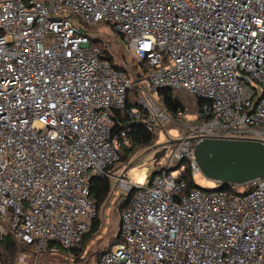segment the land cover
<instances>
[{"label":"built area","instance_id":"built-area-1","mask_svg":"<svg viewBox=\"0 0 264 264\" xmlns=\"http://www.w3.org/2000/svg\"><path fill=\"white\" fill-rule=\"evenodd\" d=\"M104 24L138 61L134 102ZM163 88L197 110L171 114L152 94ZM115 111L155 135L190 117L148 184L117 167L129 137ZM203 139L264 143V0H0V238L20 245L16 264L76 261L103 176L133 195L98 264H264V176L191 187Z\"/></svg>","mask_w":264,"mask_h":264},{"label":"rangeland","instance_id":"rangeland-1","mask_svg":"<svg viewBox=\"0 0 264 264\" xmlns=\"http://www.w3.org/2000/svg\"><path fill=\"white\" fill-rule=\"evenodd\" d=\"M96 29L101 32L106 43L114 51V59L118 62V64L121 63L122 59H125L127 67L126 70L134 81L132 90L130 91V101L134 102L140 88L138 81V61L127 51L122 37L113 29L108 27V25H98ZM152 94L155 97H160L159 94H155L154 92ZM176 94H178L179 97L184 101L185 106L189 108L191 114L197 110L199 105V100L197 97L180 91H177ZM189 118L190 117L178 118L172 116V118L165 123L164 130H161L159 134L155 135L156 138L151 145L136 147L131 152H128L127 149H123L121 153H128V158L125 161H121L117 167L127 165L129 179L133 183L140 185L148 184L152 179L150 176L153 173V170L157 166L163 165L165 162L164 157L159 162H156L153 158L154 154L157 151H161L166 145H171L169 141L178 139L185 133L187 125L190 123ZM130 146L131 143L129 142L127 147ZM194 179L198 186L206 189H215L218 186L217 183L207 179L202 173L196 175ZM113 188L114 187L112 186L109 197L105 199L104 203L99 209V214L103 220L100 229L91 235L87 242L84 243L82 260H73L71 264H98L101 254L112 246L119 229V202L121 196L120 189ZM238 190L243 191L245 190V187L239 186ZM125 195H123V197ZM58 256L60 259L49 255L45 257L44 260L46 264H68L67 259L64 256Z\"/></svg>","mask_w":264,"mask_h":264},{"label":"water","instance_id":"water-1","mask_svg":"<svg viewBox=\"0 0 264 264\" xmlns=\"http://www.w3.org/2000/svg\"><path fill=\"white\" fill-rule=\"evenodd\" d=\"M167 147L154 154L156 162L165 155ZM194 155L202 174L218 184L215 190L228 184L244 185L264 176V143L258 140L203 139L196 143Z\"/></svg>","mask_w":264,"mask_h":264},{"label":"trees","instance_id":"trees-1","mask_svg":"<svg viewBox=\"0 0 264 264\" xmlns=\"http://www.w3.org/2000/svg\"><path fill=\"white\" fill-rule=\"evenodd\" d=\"M158 94L165 105L166 109L173 115H176L180 110H183L185 107L184 101L176 94L175 91L169 88H163L158 91ZM132 103L129 102V105ZM113 131H119L121 129H125L128 137L129 142L131 143L130 147H125L128 152L133 151L136 147L144 146V145H151L156 136L152 132H149L146 127L138 122L130 120L127 116L123 115L120 111H115L113 114ZM128 158V153H121L120 160L125 161ZM121 163V162H120ZM156 175V170L153 171L150 177H154ZM186 178L189 181V185L191 187L198 186L191 175L187 172ZM229 187V184L226 185ZM225 186V187H226ZM199 187V186H198ZM112 188V182L109 177H96L91 182V195L96 201V208L97 214L93 220L92 228L90 232L86 235L85 242L96 233L102 224V217L99 214V209L101 205L104 203L105 199H107L110 195ZM132 193L127 194L123 197L120 196L119 202V211L120 215L123 209H125L132 198ZM120 224V223H119ZM119 241V237L116 236L112 245ZM84 243L82 247L79 249L74 250V254L76 255V260H82V253L84 251ZM20 245L13 239L10 234L4 235L0 238V263L1 264H16V256L20 251Z\"/></svg>","mask_w":264,"mask_h":264}]
</instances>
